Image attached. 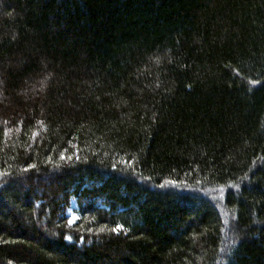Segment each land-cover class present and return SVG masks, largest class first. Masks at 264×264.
Masks as SVG:
<instances>
[{"label": "trees", "instance_id": "trees-1", "mask_svg": "<svg viewBox=\"0 0 264 264\" xmlns=\"http://www.w3.org/2000/svg\"><path fill=\"white\" fill-rule=\"evenodd\" d=\"M0 264H264V0H0Z\"/></svg>", "mask_w": 264, "mask_h": 264}, {"label": "snow or ice", "instance_id": "snow-or-ice-1", "mask_svg": "<svg viewBox=\"0 0 264 264\" xmlns=\"http://www.w3.org/2000/svg\"><path fill=\"white\" fill-rule=\"evenodd\" d=\"M35 135H37V134H36V133H33V136H34V137H35ZM78 151H79V149L77 148V152H78ZM60 158H61L62 160H63V159H71V157H68V156L65 155V152H64V151H62V152L60 153ZM126 163H132V162H131V161H126ZM29 167H34V165H29ZM114 167H115V165H114ZM170 183L175 184L174 181H173V182H170ZM77 220H78V217H75V216H73L71 219H69V220H68V225H69V227H71L74 223H76ZM122 228H123L122 225L117 224V225H115V226L113 227L112 231H114V232H118V231H120ZM66 239H71V237L68 236V237H66Z\"/></svg>", "mask_w": 264, "mask_h": 264}, {"label": "rangeland", "instance_id": "rangeland-1", "mask_svg": "<svg viewBox=\"0 0 264 264\" xmlns=\"http://www.w3.org/2000/svg\"><path fill=\"white\" fill-rule=\"evenodd\" d=\"M75 208H76V204H75V202L72 200V201H71V204H70V207H69L68 210H67V215H68L69 219H71L73 216L76 217Z\"/></svg>", "mask_w": 264, "mask_h": 264}]
</instances>
